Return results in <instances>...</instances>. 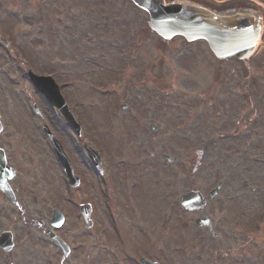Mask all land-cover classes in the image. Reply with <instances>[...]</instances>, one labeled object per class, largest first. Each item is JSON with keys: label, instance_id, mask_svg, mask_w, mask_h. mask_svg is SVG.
I'll return each mask as SVG.
<instances>
[{"label": "rangeland", "instance_id": "1", "mask_svg": "<svg viewBox=\"0 0 264 264\" xmlns=\"http://www.w3.org/2000/svg\"><path fill=\"white\" fill-rule=\"evenodd\" d=\"M145 19L130 0H0V35L9 42L0 41V102L25 103L23 144L11 146L23 154L39 149L51 161L42 121L30 113L32 97H40L26 68L61 83L82 125L78 137L56 110L40 105L81 176L72 188L58 166L55 176L49 170L64 225L80 234L71 197L88 201L102 236L84 240L88 250L72 252L64 264H97L101 247V264H137L140 253L161 264H264V54L258 46L246 59L218 60L203 41L142 30ZM82 141L100 152L102 177ZM218 182L202 212L180 206L182 192L206 194ZM202 213L213 220L215 237L194 224ZM128 252L134 259L123 262ZM7 259L47 264L45 252L28 246Z\"/></svg>", "mask_w": 264, "mask_h": 264}, {"label": "flooded vegetation", "instance_id": "2", "mask_svg": "<svg viewBox=\"0 0 264 264\" xmlns=\"http://www.w3.org/2000/svg\"><path fill=\"white\" fill-rule=\"evenodd\" d=\"M206 4L215 9L259 7L262 18L260 46L261 52L264 53V0H206ZM4 104L5 102H0V264H8L7 256L13 250H18L20 255V250L25 246L38 250L39 256L45 252L47 264H64L72 252L84 247L83 241L89 237L101 242L102 236L99 235L101 232L98 230L95 232L93 225L84 228L81 226L83 231L72 236L71 228L64 225L66 217L59 228L54 227L51 219L56 205L55 186L54 181L53 184L50 181L49 170L51 169V173L55 176L54 167L58 165L55 155L46 145L45 136L43 137L44 149L51 161L44 162V155L37 154L39 149L35 148V151L30 149L26 154H23L20 147L13 148L11 145L14 141L23 144L22 139L17 136L25 103L12 104L10 108L5 107ZM33 104L36 107H33ZM38 105L40 106L36 100H32V111L43 120L45 110L41 106L39 108ZM42 106H44L43 103ZM8 123H15L16 130H11ZM152 127L157 128L154 125ZM66 154L71 162L73 172L77 174L71 156L69 153ZM1 159H4L5 164L1 162ZM35 159L37 161H34ZM75 201L82 203V200L75 199ZM91 215H93V209ZM73 229L76 231L78 227H73ZM53 235L58 236L66 244L65 252L53 241ZM7 237L12 242L10 249L7 248ZM84 249L88 250L86 247ZM124 254L123 262H129L130 257L131 261L133 260L134 255L127 254L128 257H124ZM97 255V264H101L104 260L103 247L99 248ZM76 258L77 256L74 257V261ZM9 263H14V261L10 260Z\"/></svg>", "mask_w": 264, "mask_h": 264}, {"label": "water", "instance_id": "3", "mask_svg": "<svg viewBox=\"0 0 264 264\" xmlns=\"http://www.w3.org/2000/svg\"><path fill=\"white\" fill-rule=\"evenodd\" d=\"M132 1L148 12L149 27L160 36L170 38L173 35L180 34L188 41L203 38L218 58L229 56H235L236 58L247 57L252 53L258 41L254 42V48H249V43H253V41L252 33L248 32L247 29L251 28L253 31L259 29L260 36V18L250 17L248 13L255 12L251 9L240 8L216 11L190 0H173L169 3H165L163 0L162 3L161 0H155L152 7H148L143 2L137 4L136 0ZM33 81L36 84L41 81L46 82V85H48L47 90L51 91V93L46 92L50 104L56 106L63 114L65 120L74 129L78 130V125L67 110L64 100L53 80L47 76L37 77ZM48 136L60 162L64 168H67L69 165L61 151L60 145L49 133ZM90 154L93 156V162L99 168V158L92 152ZM165 157L168 161H172L173 159L170 155H166ZM218 187L219 185L210 191L208 197H212L217 192ZM205 201L206 198L202 197L198 191L189 190L180 196L181 205L186 210H201L205 205ZM81 210L83 212V206H81ZM85 216L83 213L84 219ZM55 217L59 220L57 214H55ZM210 222L211 220L207 215L195 219L196 225L203 226L211 235H214Z\"/></svg>", "mask_w": 264, "mask_h": 264}, {"label": "snow or ice", "instance_id": "4", "mask_svg": "<svg viewBox=\"0 0 264 264\" xmlns=\"http://www.w3.org/2000/svg\"><path fill=\"white\" fill-rule=\"evenodd\" d=\"M142 2L145 3L148 7H152V5L155 3V0H136L137 4H140ZM161 3H162V0H161ZM248 15L253 18H259L260 16L259 12H249ZM247 31L252 33V41H253V43H249L248 46L249 48H254L255 46L254 42L257 41L259 38V29H256L255 31H253V29L249 28L247 29Z\"/></svg>", "mask_w": 264, "mask_h": 264}]
</instances>
